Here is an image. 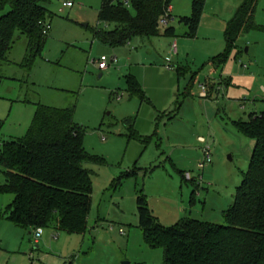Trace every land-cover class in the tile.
<instances>
[{
    "label": "rangeland",
    "instance_id": "1",
    "mask_svg": "<svg viewBox=\"0 0 264 264\" xmlns=\"http://www.w3.org/2000/svg\"><path fill=\"white\" fill-rule=\"evenodd\" d=\"M202 1L195 37L172 15L174 36L163 35V26L161 36L112 48L94 38L106 28L98 22L102 0H50L44 6L51 29L28 69L26 37L16 34L0 62V148L26 136L38 105L70 108L84 151L95 160L84 164L92 183L84 235L48 227L34 243L35 230L5 219L13 197L0 194V264H162V250L148 248L138 228L139 192L163 225L183 218L224 224L254 145L233 123L264 110V0L257 2L256 29L231 49L225 27L242 0ZM183 2L172 1L175 11ZM225 52L223 63L214 60ZM101 57L103 72L95 64ZM129 77L141 92L128 91ZM204 148L211 163L198 171Z\"/></svg>",
    "mask_w": 264,
    "mask_h": 264
},
{
    "label": "trees",
    "instance_id": "2",
    "mask_svg": "<svg viewBox=\"0 0 264 264\" xmlns=\"http://www.w3.org/2000/svg\"><path fill=\"white\" fill-rule=\"evenodd\" d=\"M49 1L0 0V62L6 61L19 34L27 40L24 64L30 68L46 41L42 24L49 14L44 6ZM171 1L102 0L98 22L106 28L95 30L94 38L112 48L123 47L134 38L158 37L165 19L163 35L174 36L173 18L166 16ZM257 2L244 0L227 24V49L242 33L256 29ZM203 8L202 0H193L190 15L178 18L189 38L197 34ZM226 58L227 52L214 60L221 64ZM127 88L133 95L141 92L131 77ZM233 126L254 145L233 203L223 213L224 224L183 218L164 226L150 211L142 192L136 195L143 242L148 248L162 250V264H264V110ZM94 160L84 151L73 109L38 105L26 136L5 141L0 148L5 178L0 194L13 197L4 210L5 219L25 230L53 227L68 235H84L92 199L91 178L84 164Z\"/></svg>",
    "mask_w": 264,
    "mask_h": 264
},
{
    "label": "built area",
    "instance_id": "3",
    "mask_svg": "<svg viewBox=\"0 0 264 264\" xmlns=\"http://www.w3.org/2000/svg\"><path fill=\"white\" fill-rule=\"evenodd\" d=\"M72 7V4L71 3H64L63 4V8H71ZM170 14V7L167 8V11H166V16H168ZM165 16V17H166ZM161 24L163 26H165L167 24V21L166 19L165 20H162L161 21ZM50 25L48 23H43L42 24V34L43 36H47L49 31H50ZM171 51H172V54L173 55H176L177 54V46H176V43L174 42L171 46ZM96 64V67L97 69L100 71V72H103L107 69V60L105 57H101L97 62H95ZM167 69L170 70V67L167 66ZM201 97L205 98L206 97V93L203 91L201 93ZM119 99V98H118ZM211 150L209 148H204L203 151H202V156H201V159L197 162L196 164V169L198 171H202L204 170V168L211 163ZM184 179L186 181H192V178L190 176V174H185L184 176ZM201 176L198 177V180H201ZM120 234H123L122 231L120 230L119 231ZM43 234V231H42V228H37L35 229L34 231V242H37L38 239L42 236Z\"/></svg>",
    "mask_w": 264,
    "mask_h": 264
},
{
    "label": "crops",
    "instance_id": "4",
    "mask_svg": "<svg viewBox=\"0 0 264 264\" xmlns=\"http://www.w3.org/2000/svg\"><path fill=\"white\" fill-rule=\"evenodd\" d=\"M173 1V0H172ZM172 1H171V5H170V16L172 17V15H173V17H185V16H187V15H189V11H190V6H191V3L189 2L190 0H185V2H183L182 4H183V6H181V8L183 7V9H179L178 8V11H175V6H177V3L176 4H174V6H172ZM191 2H192V0H191ZM244 2V0H242V3ZM242 3H241V5H242ZM240 5V6H241ZM185 8V9H184ZM237 11V10H236ZM191 12V11H190ZM236 13V12H235ZM172 17V18H173ZM234 17V16H233ZM232 19H230V20H228L227 21V23H226V27H227V24L231 21ZM226 27H225V30H226ZM198 32V31H197ZM159 36H161V34H160V30H159ZM178 53V52H177ZM253 148V147H252ZM195 196H198V194H196L195 193ZM151 212H152V214H154L153 212V210H150ZM155 215V214H154ZM154 217H156V215L154 216ZM157 218V217H156ZM158 219V218H157ZM180 220V219H179ZM178 220V221H179ZM159 221V220H158ZM178 221H176V222H178ZM175 222V223H176ZM174 223V224H175ZM173 224V225H174ZM163 225V224H162ZM164 226H167V225H164ZM170 226H172V225H170ZM34 243H37V242H34Z\"/></svg>",
    "mask_w": 264,
    "mask_h": 264
},
{
    "label": "water",
    "instance_id": "5",
    "mask_svg": "<svg viewBox=\"0 0 264 264\" xmlns=\"http://www.w3.org/2000/svg\"><path fill=\"white\" fill-rule=\"evenodd\" d=\"M101 76H99V78H100ZM129 123V122H128ZM123 264H128V263H123Z\"/></svg>",
    "mask_w": 264,
    "mask_h": 264
}]
</instances>
